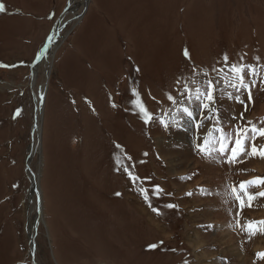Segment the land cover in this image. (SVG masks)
<instances>
[{
	"label": "rangeland",
	"instance_id": "rangeland-1",
	"mask_svg": "<svg viewBox=\"0 0 264 264\" xmlns=\"http://www.w3.org/2000/svg\"><path fill=\"white\" fill-rule=\"evenodd\" d=\"M70 1L0 0V264H264V235L237 226L264 220V197L237 217L231 191L264 158L196 149L219 148L216 127H264V0ZM231 64L257 70L251 102L222 79ZM205 80L214 111L182 95Z\"/></svg>",
	"mask_w": 264,
	"mask_h": 264
},
{
	"label": "snow or ice",
	"instance_id": "snow-or-ice-1",
	"mask_svg": "<svg viewBox=\"0 0 264 264\" xmlns=\"http://www.w3.org/2000/svg\"><path fill=\"white\" fill-rule=\"evenodd\" d=\"M3 10V5H0V11ZM184 55L185 57H188V52L185 51ZM223 62L226 65L228 64L227 56L223 57ZM0 67L6 66L0 65ZM214 71L219 70L214 69ZM195 72L196 70L193 69V73ZM228 72L231 74L230 78L227 76L222 77V79L226 80L227 82L226 86L231 87L237 93H239L241 90L246 91L248 93L247 99L249 102H251L253 99L251 88L256 86V81L255 79H253L250 85L248 80L246 79V76L255 77L257 75V70L252 68L250 65L246 64H231L228 68ZM203 75L207 77L208 73L203 72ZM177 84H180L179 79L177 80ZM217 84L218 82L215 80H205L200 84L199 87H195L193 91V89L190 88L187 83H185L184 85H182V95H194L197 100H201L202 98V103H200L199 107L202 109L214 111L213 109H210V105H212L215 101V92L217 91ZM261 85V90H264V79L261 80ZM131 95L133 97V99L131 100L132 107L135 109V112L139 114L142 121L145 124H148L153 120L152 113L148 110L140 96V93L136 89L132 90ZM227 95L229 99L234 98L238 103H244L240 99L239 95H236L235 97H233L231 93H228ZM166 96L168 101H170L172 104H178V101L175 99L174 96L170 94H166ZM112 107H116V105L113 104ZM177 111L183 113L189 119H191L193 116V112L188 107H179ZM17 115H19V112H17ZM173 115L175 116V113ZM160 123L167 128L168 125L167 123H165L164 120H161ZM216 123L219 124L220 121L217 120ZM260 123L264 125V119H262ZM247 124L248 127H237L232 131H225L223 127H216L215 131L219 133L216 143H218L219 148H209L208 145L210 141L206 137L202 143L196 145L198 153L203 154L205 156H209L212 152L219 151V153L223 156L225 152H229V155L226 157V159L227 162L232 165H235L237 163H243L244 161L242 157L255 158L259 156L260 158H264V144L259 146L256 144V140L258 137L264 138V127L258 128L255 124H253L252 121H248ZM195 127L199 129L202 127V124L197 123ZM209 135H211V132H209ZM229 145H231V148H229ZM129 176L131 179L135 180V177H132L131 173H129ZM260 185H264V178H256L253 180L241 181L238 186L239 192L237 191L236 187L231 188L234 199L239 204L240 210L236 213L237 217L242 214L245 207H253V202L257 199V197H264V191H259L256 193H251L248 191L249 187H259ZM143 191L144 190L141 189L142 194ZM161 192L162 189L157 186V188L155 189V193L159 194ZM240 192L243 193V196L240 195ZM245 197L247 198V200H245ZM145 198L147 199V197ZM149 206L151 207V205ZM166 207L173 208L175 206L172 204H167ZM152 210L159 214L156 208H153ZM237 226L241 227V230L248 234L249 239L256 236L257 234L264 235V220L248 221L243 226H241L239 220H237ZM152 247H155V245H152ZM256 257L257 259L264 260V252L256 253Z\"/></svg>",
	"mask_w": 264,
	"mask_h": 264
},
{
	"label": "bare ground",
	"instance_id": "bare-ground-1",
	"mask_svg": "<svg viewBox=\"0 0 264 264\" xmlns=\"http://www.w3.org/2000/svg\"><path fill=\"white\" fill-rule=\"evenodd\" d=\"M74 1L75 0H71L70 1V4H72V3H74ZM50 45H51V43H50ZM56 46H58L57 44L55 45V47ZM55 47H54V49H55ZM45 51H46V49H45ZM43 55H44V52H43ZM41 59H39V60H37L36 61V64L32 67L33 68V71H32V73H33V75H35V73H37V70H38V64H39V61H40ZM41 94H44V88L43 89H41ZM40 96V95H39ZM39 117V116H38ZM39 128V122L37 121V124L35 125V128ZM35 151V150H34ZM33 151V152H34ZM37 180V179H36ZM36 180H35V182H36ZM27 231H28V236H29V238L31 239V247L33 248L34 246H33V242H34V237H33V234H32V232H31V230L28 228L27 229ZM35 243V242H34Z\"/></svg>",
	"mask_w": 264,
	"mask_h": 264
},
{
	"label": "water",
	"instance_id": "water-1",
	"mask_svg": "<svg viewBox=\"0 0 264 264\" xmlns=\"http://www.w3.org/2000/svg\"><path fill=\"white\" fill-rule=\"evenodd\" d=\"M42 58V54L39 56L38 60ZM31 258H32V251H31ZM32 264H35L32 258Z\"/></svg>",
	"mask_w": 264,
	"mask_h": 264
}]
</instances>
